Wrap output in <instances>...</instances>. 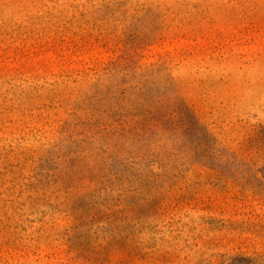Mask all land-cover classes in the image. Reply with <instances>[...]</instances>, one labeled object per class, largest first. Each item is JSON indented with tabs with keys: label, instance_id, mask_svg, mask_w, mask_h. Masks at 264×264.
Masks as SVG:
<instances>
[{
	"label": "rangeland",
	"instance_id": "374dc122",
	"mask_svg": "<svg viewBox=\"0 0 264 264\" xmlns=\"http://www.w3.org/2000/svg\"><path fill=\"white\" fill-rule=\"evenodd\" d=\"M0 264H264V0H0Z\"/></svg>",
	"mask_w": 264,
	"mask_h": 264
}]
</instances>
